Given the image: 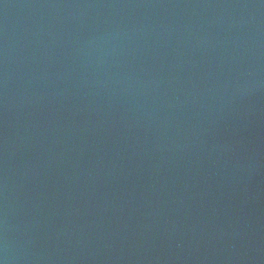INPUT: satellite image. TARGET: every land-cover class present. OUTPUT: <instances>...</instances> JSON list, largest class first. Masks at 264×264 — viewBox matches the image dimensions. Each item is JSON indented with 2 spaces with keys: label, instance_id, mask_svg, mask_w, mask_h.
<instances>
[{
  "label": "water",
  "instance_id": "95a60500",
  "mask_svg": "<svg viewBox=\"0 0 264 264\" xmlns=\"http://www.w3.org/2000/svg\"><path fill=\"white\" fill-rule=\"evenodd\" d=\"M0 264H264V0H0Z\"/></svg>",
  "mask_w": 264,
  "mask_h": 264
}]
</instances>
